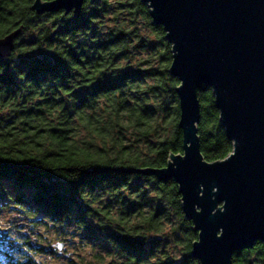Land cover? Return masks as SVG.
Segmentation results:
<instances>
[{"label": "trees", "instance_id": "16d2710c", "mask_svg": "<svg viewBox=\"0 0 264 264\" xmlns=\"http://www.w3.org/2000/svg\"><path fill=\"white\" fill-rule=\"evenodd\" d=\"M34 1L0 0V38L21 28L0 58V204L46 228L40 241L53 235L87 250L77 264H199L176 182L123 171L162 168L182 153L179 82L162 27L141 0H85L78 16L38 15ZM197 97L201 154L223 160L233 147L212 89ZM7 240L0 233V246ZM14 252L8 264L32 263ZM233 264H264V244L235 253Z\"/></svg>", "mask_w": 264, "mask_h": 264}, {"label": "water", "instance_id": "95a60500", "mask_svg": "<svg viewBox=\"0 0 264 264\" xmlns=\"http://www.w3.org/2000/svg\"><path fill=\"white\" fill-rule=\"evenodd\" d=\"M84 1L35 0L31 8L38 15L78 16ZM141 1L171 46L168 73L179 82L182 153L170 154L162 168L123 171L174 180L197 234L191 257L233 264L235 253L264 244V0ZM20 32L0 38V58L11 55ZM200 87L212 89L219 124L232 142L223 160L208 162L200 151Z\"/></svg>", "mask_w": 264, "mask_h": 264}, {"label": "rangeland", "instance_id": "374dc122", "mask_svg": "<svg viewBox=\"0 0 264 264\" xmlns=\"http://www.w3.org/2000/svg\"><path fill=\"white\" fill-rule=\"evenodd\" d=\"M35 225V224H34ZM32 223L24 219L23 215L18 212L12 211L8 207H3L0 204V233H3L5 238L9 243H13L14 246H9L7 242L2 244L0 247V264H8L6 259L11 261H16L19 258V254L15 253V249H19L23 253H28L29 260L32 261L31 264H77L79 261L78 258H75V254L81 253L83 259H87V250H82L77 246L74 249L65 241L57 240L54 241V236L51 235V232H48L52 237L49 241L43 240L40 241V235L45 233V229L41 226H34ZM20 234L26 235L27 239L29 238L33 244L29 248L33 249L34 246L43 245L45 248L52 249L53 253L48 255H38L34 250L26 251L27 247L21 245L20 240H16L20 237ZM19 241V242H18ZM4 249L9 251L12 254V257H7L4 252ZM79 249V250H78ZM71 260V262H69ZM19 263H24L23 259H19ZM74 263H73V262Z\"/></svg>", "mask_w": 264, "mask_h": 264}]
</instances>
